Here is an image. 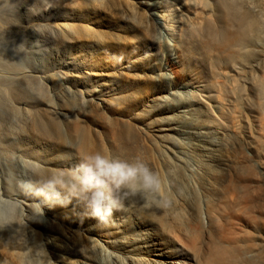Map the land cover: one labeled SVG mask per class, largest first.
Segmentation results:
<instances>
[{
    "label": "rangeland",
    "instance_id": "rangeland-1",
    "mask_svg": "<svg viewBox=\"0 0 264 264\" xmlns=\"http://www.w3.org/2000/svg\"><path fill=\"white\" fill-rule=\"evenodd\" d=\"M70 1L72 7L60 8L59 14L72 18L71 11H75L89 19V27L84 30L80 27V40L73 42L70 38L66 51L60 47L59 57L53 60L46 57L44 65L56 76L72 79L74 89L90 90L92 95L102 98L92 96L93 101L84 103L77 95L57 97L48 92L54 85L51 83L37 90L41 101L35 104L42 127L40 131L37 128L26 133L25 145L34 164L28 169L29 177L23 179H37L30 169L47 176L74 167L82 156L102 152L130 161L142 158L159 173L170 189V197L184 206L186 200H192L205 207L206 197L211 199L226 188L247 183L250 226L244 227L250 229V252L254 254L250 264H264V146L250 137L248 126L255 121L254 103L261 101L255 81L264 77V47L259 52L255 50L256 54L254 51L250 54V50L240 54L244 51H240L241 45L222 51L214 47L219 50L212 57L202 53L195 58V51L189 46L180 50L169 39L157 40L152 23L157 8L150 9L145 3L157 0ZM172 1L182 6V0ZM190 2L199 15L212 23L225 24L230 19L231 24L234 21V25L240 26L239 18H250V24L258 27L264 42V0ZM74 21L81 23L80 19ZM52 42L57 41L52 38L53 46ZM36 66L39 67L38 63ZM66 67L72 69V75L65 74ZM191 81L197 85L204 82L233 87L232 93L223 87L218 97L236 104V130L232 138L240 153L230 168L213 170L203 158H198L200 167L194 171L174 164H182L177 155L184 157L180 148L191 143V139L182 137L187 124L203 125L211 120V110L220 112L219 104L208 97L203 99L212 105L207 104L210 108L196 98L193 103L184 104L177 99L176 92H185L180 85ZM110 100L117 105L112 106ZM188 109L185 115L181 111ZM215 131L210 129L212 141L216 139ZM253 143L255 146L250 147ZM13 167L11 174L15 181L20 173L14 162ZM16 191L19 192L17 188ZM27 199L24 214L28 213L33 222L25 221L20 207L8 208L0 214V264H120L109 255H125L123 242L119 241L132 229H128L130 224L127 230L119 228L118 218L123 214L115 212L109 226L101 227L95 219L84 215V205L75 200L67 206H44L42 216H33L32 202ZM56 241L63 247L54 246Z\"/></svg>",
    "mask_w": 264,
    "mask_h": 264
},
{
    "label": "bare ground",
    "instance_id": "bare-ground-1",
    "mask_svg": "<svg viewBox=\"0 0 264 264\" xmlns=\"http://www.w3.org/2000/svg\"><path fill=\"white\" fill-rule=\"evenodd\" d=\"M70 2V0H0V214L8 208L20 207L21 215L30 223L32 220L28 213L24 214L28 208V199L16 191V181L23 179V176L29 177L28 169L34 164L25 141L28 139L27 132L35 131L37 128L40 131L42 127L39 122V108L35 104L41 101L37 90L45 83H51L54 85L48 88V92L51 91L57 97L65 94L72 97L77 95L84 103H90V100H94L93 97L102 98L97 94L92 95L90 90L84 91L78 87L74 89L72 79L63 75L56 76L49 66L44 65L46 57L52 60L58 58L60 51L58 49L61 47L65 50V47H69L70 38L73 42L80 40V27L83 30L89 27L87 22L89 19L80 17L75 11H71L70 19L59 14L60 8L68 10L72 7ZM181 2L183 7L172 0L145 2L150 9L157 8V11L153 12L155 21L152 23L158 41L169 39L180 50L189 46L195 51L193 54L195 58L202 53L206 57H212L219 49L235 50L236 45L243 47L240 49L244 50L242 53L238 51L240 54L248 50L250 54L255 50L259 52L258 50L264 47L263 36L258 32L256 25L250 24V18H239L240 26L234 25V21L231 24L232 21L227 18L225 24L212 23L213 21L210 22L199 15L190 0ZM39 11L45 14L40 16ZM71 19H80V25L74 20L69 21ZM52 38L57 41L52 42L53 46ZM244 44L247 48H244ZM214 47L219 49L216 50ZM63 53L61 51V55ZM233 53L230 56L234 55ZM255 54L252 53V56ZM169 56L172 58L171 53ZM37 63L39 67L36 66ZM65 74L72 75V69L66 67ZM208 84L203 82L197 85L191 81L180 85L179 88L185 89V92H176L177 99L183 104L193 103L196 98L212 107L203 99L208 97L214 99L220 109V112L211 110V120L203 125L198 126L193 122L187 124V129L182 131V137L191 139V143L182 142L186 146H181L180 149L185 155L184 157L177 155L182 162L174 163L177 168L182 166L194 171L200 167L197 163L198 158H203L205 162H209L213 170L222 171L232 167L240 153L239 150L236 151L238 144L232 138L236 130L234 110L236 104L232 100L229 102L228 99H218L219 90L226 88V85ZM202 87L206 91H203ZM255 87L261 101L254 103L256 115L254 123H248L249 134L264 146V77L263 80L255 81ZM226 89L232 93L233 87L229 86V89ZM202 91L208 95L201 93ZM109 103L112 106L117 105L112 100ZM209 106L206 107L210 108ZM181 111L185 115L190 110ZM190 127L191 129H188ZM211 128L216 129V139L213 141L212 138L210 140ZM254 146V143L250 144V147ZM13 162L20 173L17 174L15 181L12 180L11 174L14 169ZM171 183L174 184L173 181ZM164 184L166 185L165 182ZM165 185V194L172 200V206L167 211L140 210L138 205H128L127 210L120 212L123 216L118 218L119 228L127 230L126 226L130 224L128 229L132 230L126 232L127 235L119 241L121 244L123 242L124 256L106 254L113 262L250 264L254 255L250 252V229L244 227L245 224L250 226V193L246 188L247 183L226 188L211 199L206 197L205 207L198 201L186 200V206L174 201L175 199L169 195L170 189ZM182 194L183 191L179 195ZM24 203L27 208L24 207ZM106 243L112 245V241L107 240ZM53 245L57 248L63 247L58 241Z\"/></svg>",
    "mask_w": 264,
    "mask_h": 264
},
{
    "label": "clouds",
    "instance_id": "clouds-1",
    "mask_svg": "<svg viewBox=\"0 0 264 264\" xmlns=\"http://www.w3.org/2000/svg\"><path fill=\"white\" fill-rule=\"evenodd\" d=\"M37 179H19L16 188L31 200L33 216H42L44 206L83 204L84 215L107 227L115 212L138 205L140 210L167 211L172 200L165 194L164 181L142 158L121 159L95 152L82 156L70 169L44 176L30 169Z\"/></svg>",
    "mask_w": 264,
    "mask_h": 264
}]
</instances>
